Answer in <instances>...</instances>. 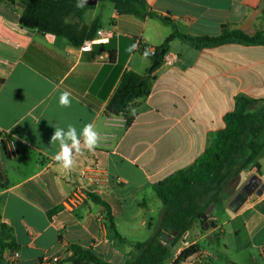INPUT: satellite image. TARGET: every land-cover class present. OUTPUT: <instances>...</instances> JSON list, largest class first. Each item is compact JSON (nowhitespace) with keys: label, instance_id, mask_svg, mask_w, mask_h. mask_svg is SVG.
Returning <instances> with one entry per match:
<instances>
[{"label":"crops","instance_id":"0c3cea01","mask_svg":"<svg viewBox=\"0 0 264 264\" xmlns=\"http://www.w3.org/2000/svg\"><path fill=\"white\" fill-rule=\"evenodd\" d=\"M146 3L184 35L217 36L222 26L251 35L264 27V0ZM20 9V3L0 2V137H11L17 151L12 154L0 142V225L11 228L16 246L3 251L1 264H66L70 244L89 248L110 264H124L141 242L138 234L150 232V218L159 222L163 213L152 184L189 166L205 150L236 96L264 99V45L195 48L175 37L152 72L149 93L113 115L106 105L122 74H142L152 63L137 43L147 49L163 45L172 25L157 16L117 14L111 1L98 0L85 10L83 22L99 18L100 27L115 26L113 37L92 51L70 54L64 37L21 26ZM164 56L172 63L164 64ZM63 92L69 94L68 107L58 103ZM87 124L98 134L93 151L84 147L81 135ZM68 125L75 127L81 151L72 150L73 166L64 169L54 159L59 142L51 138L55 128L66 132ZM257 162L259 169L241 172L242 182L252 173L264 182L263 154ZM75 191L85 195L69 208L66 201ZM87 192L109 204L123 242L110 238L104 209ZM208 216L215 227L206 232L218 233L210 252L200 245L204 234L188 239L196 231L192 225L174 245L161 240L173 250L166 264L194 243L206 261L191 257L183 264H264V191L250 195L236 212L225 205ZM13 250L19 252L15 260Z\"/></svg>","mask_w":264,"mask_h":264},{"label":"trees","instance_id":"16d2710c","mask_svg":"<svg viewBox=\"0 0 264 264\" xmlns=\"http://www.w3.org/2000/svg\"><path fill=\"white\" fill-rule=\"evenodd\" d=\"M114 5L117 14H130L143 19L146 16H157L162 22L172 25L173 31L163 45L155 47L150 54L143 46L142 52L151 61L158 60L154 66L140 74L133 70L125 71L108 100L106 112L117 115L125 113L129 104L146 96L151 88L153 70L162 61L160 51L166 50L168 41L179 37L195 48L216 46L227 42H239L249 45H264V27L249 35L241 30H231L222 26L217 36H190L179 33L171 20L150 12L146 0H108ZM7 5L20 3L19 24L34 27L43 34L61 36L72 44L79 45L91 38L100 27L99 18L91 23L83 22V14L91 6L84 4L77 7V0H0ZM131 119H127L129 124ZM224 126L215 131L205 150L187 167L179 169L152 184L155 196L161 202L163 213L152 235L145 241L133 245V253L125 259L124 264H165L169 256V248L161 244V240H169L174 245L182 235L198 222L203 230L215 227V222L207 216L201 220L204 210L214 204L215 209L224 208L229 199L226 187L229 182L241 176L243 170L254 166L259 169L258 157L263 151L261 136L264 134V99L244 96L234 98L233 110L223 115ZM91 201L104 209L105 228L111 239L123 242L125 238L118 232L109 204L99 195L87 192ZM59 207L47 214L51 215ZM207 227H203V222ZM11 228L0 225V264L3 251L14 249ZM70 254L64 258L66 264H110L91 249L78 244H70ZM199 251L198 244H190L180 250L169 264H183ZM231 264H236L230 262Z\"/></svg>","mask_w":264,"mask_h":264},{"label":"clouds","instance_id":"9594fccd","mask_svg":"<svg viewBox=\"0 0 264 264\" xmlns=\"http://www.w3.org/2000/svg\"><path fill=\"white\" fill-rule=\"evenodd\" d=\"M86 0H77V7H83ZM59 105L61 107H68L70 105L69 94L67 92L61 93L59 96ZM84 140V147L89 151H93L98 139L97 132L93 129L91 124L83 127L81 133ZM59 142V151L55 154L54 159L61 164L64 169H71L73 166L72 150L80 152V140L77 138L76 129L72 125L67 126L65 132L63 128H55L52 135L51 142ZM67 141H71L70 144Z\"/></svg>","mask_w":264,"mask_h":264},{"label":"built area","instance_id":"2783aa9c","mask_svg":"<svg viewBox=\"0 0 264 264\" xmlns=\"http://www.w3.org/2000/svg\"><path fill=\"white\" fill-rule=\"evenodd\" d=\"M115 31H116L115 26H113V25H110L108 27H99V28H97V30L95 31V34L91 38L85 39L79 45H75V44H72L71 42H68L67 46H66V51L70 54H79V53L85 52V51H92L94 45L107 44L109 42L110 38L113 37ZM137 48L139 50H142L143 45L140 42H138ZM147 51L150 54L154 53V49H151V48H148ZM163 63L164 64H171L172 63V57L164 56ZM0 142L2 144L6 143L4 145L8 148V150L12 154H14V155L16 154L17 151H16L15 143L11 137H8L4 134L0 137ZM84 195H85V193L83 191H75V193H73L67 199V201H66L67 206L69 208H74L76 205H78L82 201ZM11 255H12L13 260H15L19 257V252L17 250H13ZM191 257L197 258L200 262H205L206 258H207V254L202 253V252H197L196 254H194ZM53 261H57V258L54 257Z\"/></svg>","mask_w":264,"mask_h":264},{"label":"water","instance_id":"95a60500","mask_svg":"<svg viewBox=\"0 0 264 264\" xmlns=\"http://www.w3.org/2000/svg\"><path fill=\"white\" fill-rule=\"evenodd\" d=\"M97 1L98 0H86L85 4L88 6H92L95 5ZM160 54H164L163 49L160 51ZM156 63H158V60L154 59L150 66H154ZM263 191L264 182L256 173H252L242 182V184L230 197V199L226 202L225 205L230 211L236 212L250 195H261ZM213 208L214 204L212 203L202 213L201 220H205V218L211 213ZM203 227H207L206 221L203 222Z\"/></svg>","mask_w":264,"mask_h":264},{"label":"rangeland","instance_id":"374dc122","mask_svg":"<svg viewBox=\"0 0 264 264\" xmlns=\"http://www.w3.org/2000/svg\"><path fill=\"white\" fill-rule=\"evenodd\" d=\"M261 141H264V134L261 136ZM262 154L264 155V147H263V151H262ZM241 182H242V178H241V176L239 177V178H235V179H233V180H231L230 182H229V184L227 185V187H226V192L229 194V198L235 193V191L239 188V186L241 185ZM228 200V199H227ZM226 200V201H227ZM226 201H225V203H226ZM215 208V207H214ZM213 208V209H214ZM213 209H212V211H213ZM214 211H216V210H214ZM156 213H157V211H156ZM159 213H160V215H161V213L162 212H160L159 211ZM211 219V218H210ZM211 220H213V219H211ZM150 224H151V226L149 227L150 228V232H148L149 230H147V229H145V231L143 232H141V233H139L138 234V236H137V239H139V240H141V241H145V240H147L151 235H152V233H153V231L155 230V228L157 227V225H158V221H156L155 220V216H152L151 218H150ZM193 226H195V228H196V231H193V232H191L190 233V235H189V238L188 239H195V238H197L199 235H202V234H204V236H203V240H200V245H203V243H205V246L203 245V250L204 251H206V252H210L209 250H208V245H209V243L211 242V243H215V241H216V239H217V235H218V233H216V232H212V233H207L206 231H208V230H210V229H208V230H203L202 228H201V225L198 223V222H194L193 223ZM181 240V239H180ZM179 240V241H180ZM180 244H181V242H179ZM178 243V244H179ZM212 247V246H211ZM172 254H173V250H172V248H170L169 249V256L167 257V259L165 260V264L170 260V257L172 256ZM216 254H217V252H216ZM218 255V254H217Z\"/></svg>","mask_w":264,"mask_h":264}]
</instances>
